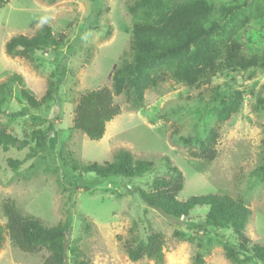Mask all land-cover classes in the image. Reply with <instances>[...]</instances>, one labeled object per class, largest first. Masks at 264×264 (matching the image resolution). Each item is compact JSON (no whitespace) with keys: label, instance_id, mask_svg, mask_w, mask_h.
Wrapping results in <instances>:
<instances>
[{"label":"rangeland","instance_id":"obj_1","mask_svg":"<svg viewBox=\"0 0 264 264\" xmlns=\"http://www.w3.org/2000/svg\"><path fill=\"white\" fill-rule=\"evenodd\" d=\"M191 3L207 10L209 42L163 30L178 9ZM44 25L52 28L57 49L7 54L13 37H33ZM142 27L156 30L160 44L183 50L165 60L141 58L134 34ZM205 48L215 53L214 62L190 84L179 72L190 60L201 68ZM231 59H257L258 64L233 68L226 63ZM133 65L144 71L141 106L132 108L125 88L114 95L121 113L107 124L100 141L74 130L82 96L105 87L115 91L117 72ZM15 75L23 82L5 93L0 131L32 146L35 132L52 131L43 138L44 152H0L1 225L7 224L3 205L10 200L23 215L48 227L70 219L68 244L93 264H264L251 253L228 254L225 244L240 243L231 227L189 229L187 219H168L137 193L151 192L158 178L169 179L168 158L184 177L180 201L207 194L231 197L251 210L245 233L252 244L264 246V0H153L149 8L134 0H11L0 10V86ZM23 89L38 101L53 89L51 100L32 110L40 120L20 115L26 105ZM238 92L243 94L239 111L221 121L220 111ZM213 132L216 158L193 157ZM122 150L152 170L134 179H101L83 171L90 164L112 162ZM9 158L23 161L18 171L8 166ZM208 211L196 208L189 221L204 220ZM154 234L164 237L163 261L145 255L130 260L127 246L143 250ZM49 254L45 248L25 253L7 236L0 264H43ZM67 257V264H74L69 252Z\"/></svg>","mask_w":264,"mask_h":264},{"label":"trees","instance_id":"obj_2","mask_svg":"<svg viewBox=\"0 0 264 264\" xmlns=\"http://www.w3.org/2000/svg\"><path fill=\"white\" fill-rule=\"evenodd\" d=\"M11 0H0V10ZM135 2L149 8L153 0H134ZM147 1V3H146ZM207 10L198 3H191L188 7L178 9L165 23L163 30L171 35L182 33L191 41L209 42L210 31L212 28H205ZM164 32L161 34L163 35ZM159 34L156 30L142 27L134 34V39L140 47L141 58H154L165 60L168 57L176 56L183 48L178 46H164L160 44ZM59 42L54 38L52 28L48 25L41 27L33 37L19 35L13 37L6 44L8 55H16L18 51L23 53L41 50L57 49ZM234 48V46H233ZM205 63L201 68L195 69L194 61L190 60L184 64V71L179 72V76L193 83L196 79L204 77L207 68L210 67L215 58V53L209 48H205ZM142 60V59H141ZM229 67H241L246 69L252 65H257V59L251 60H229L226 62ZM21 76H13L0 86V106L7 101L5 93L14 83H22ZM127 89L130 96V103L133 109L141 106L144 99V71L139 65L122 67L116 75L115 91L110 88H101L84 94L75 110L73 129L80 131L92 141H100L105 133L107 124L110 123L121 113L120 106L115 102V94H120L123 89ZM53 89H50L44 99L38 101L26 89L21 92L23 102L26 103L20 115L27 116L34 121L40 120L32 110L42 108V105L52 98ZM242 93L234 94L230 106L224 107L219 114V119L224 121L232 114L239 111L242 101ZM214 99H217L215 96ZM260 105H262L260 103ZM33 113V114H32ZM52 131L49 127L46 132L39 130L35 132L34 140L36 145L31 142L20 140L4 130L0 131V152L8 153L12 149L22 150L29 148L31 154L44 152L43 138L47 132ZM217 134L210 133V137L200 144L199 150L192 152V156L202 160L213 161L216 158ZM166 166L169 171V179H156L153 183L152 191L145 192L138 189L137 193L141 201L149 208L155 209L166 216L168 219L180 222L187 219L186 226L189 229H201L206 226L221 228L231 227L238 236L240 243L238 247L225 244L229 255L237 251L241 253H251L252 257L264 263V246L253 243L246 235L245 230L252 216L251 210L244 204L235 201L231 197L218 194H207L192 196L186 201L178 199L179 194L184 189V177L182 172L172 167L169 159L165 158ZM23 164L22 160L13 158L8 159V166L18 171ZM73 169H81L73 164ZM1 169V168H0ZM152 166L141 160H135L134 156L125 150L120 151L112 162L105 165L97 163L83 167L85 173L94 174L101 179L111 177H123L134 179L150 172ZM198 207H208L209 211L204 220L195 223L189 221L191 212ZM4 214L7 218L5 226L0 224V249L6 237L10 238L12 244L19 250L36 254L42 248L47 249L50 254L43 261V264H67V252L74 258V264H93L91 260L84 258L79 253L76 246L68 244V235L71 230V220L52 228L43 224L41 221L23 215L13 201H6L3 205ZM86 223L87 221L84 220ZM87 229L91 226L87 223ZM165 240L161 234H154L148 238V242L143 250L127 246V254L130 260L137 261L143 255L148 258L162 262L164 259ZM201 260L197 264H202Z\"/></svg>","mask_w":264,"mask_h":264}]
</instances>
